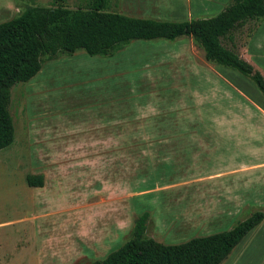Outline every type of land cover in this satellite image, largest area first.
<instances>
[{"label":"rangeland","instance_id":"rangeland-1","mask_svg":"<svg viewBox=\"0 0 264 264\" xmlns=\"http://www.w3.org/2000/svg\"><path fill=\"white\" fill-rule=\"evenodd\" d=\"M229 2L109 0V9L171 21L213 15ZM35 3L51 5L50 0H35ZM65 3L74 7L83 0H65ZM27 6L23 0H0V22ZM260 24V19L246 21L229 38L221 40L222 44L245 60V45ZM131 47L148 45L133 43ZM191 47V65L201 67L217 79L227 78L242 90L240 93L235 89L240 99L224 101L218 97L211 107L218 114H233L227 121L235 129L232 144L245 149V118L238 115L245 114V80L249 78L230 68L214 66L205 61L198 46ZM75 53L83 59L76 57L70 61L69 55H61L44 60L35 74L39 75L10 89L8 110L13 122V142L0 149V264H87L103 258L124 242L135 218L145 210L149 212L146 236L162 243H178L228 229L256 210L264 214V207L250 203L245 193L244 164L237 169L244 172L243 177L232 175L213 182L177 183L163 172L161 163L154 162L148 152L140 149L146 142L144 136H139L137 141L129 135L122 136L113 150L59 149L58 140L69 139L67 131H79L99 118L98 113L94 115V108L89 107L92 96L115 93L121 88L128 91L129 81L135 77L128 68L115 81L88 82L86 78L90 75L111 70L92 68L91 64L96 63L94 57L83 51ZM186 76L184 83H179L185 105L177 108V112L180 117H192L187 121L188 126L201 125L194 115L196 80L193 74ZM167 97L172 100L149 102L159 108L176 103L174 95ZM177 122L171 120L165 125H177ZM57 126L61 136L55 134ZM155 137L147 141L161 142ZM223 150L227 152L221 157L232 156L233 149ZM28 174H41L42 185L28 186L25 181ZM256 240L249 245L243 239L240 248L232 253L236 256L233 264H264V236Z\"/></svg>","mask_w":264,"mask_h":264},{"label":"crops","instance_id":"crops-1","mask_svg":"<svg viewBox=\"0 0 264 264\" xmlns=\"http://www.w3.org/2000/svg\"><path fill=\"white\" fill-rule=\"evenodd\" d=\"M259 19L260 26L245 45V60L264 78V16ZM185 37L187 36L176 38L172 42H167L165 39H136L112 56H92L93 62H96L91 64L92 68L100 70L110 68L111 71L90 75L91 77L86 78L88 82L102 80L100 83L103 84L104 81H115V78H120L128 68L130 75L134 72L135 77L129 81L128 91L121 88L115 93L105 95L101 93L100 97L92 96L88 101L89 107L94 108V115L98 113L99 118L81 127L79 131H67L68 141L58 140V148L63 151L87 152L113 150L116 144H120L122 136L129 135L135 141L139 136H144L146 142L140 149L148 152V157L153 158L154 162L161 163L163 172L168 177H173L170 180L177 183L213 182L232 175L243 177L244 172H239L237 169L244 164L247 198L250 203L264 207V201L262 202V199L264 200V97L252 81L245 80V114L238 115L240 118H245V149L237 148L231 140L235 129L227 122L228 119L233 118V114H218L211 106L218 97L219 100L224 101L235 97L240 99L235 89L240 93L242 90L235 87L227 78L217 79L201 67L191 65L189 57L191 45L196 44L191 38ZM133 43H145L148 47L132 48ZM73 54L68 57L70 61H75L76 57L83 59L82 56ZM212 64L220 67L215 63ZM221 67L224 69L223 66ZM192 74L198 89L193 95V102L197 107L194 115L201 124L196 126L187 125V121L192 117L188 119L185 116L180 117V112H177V108L185 105L180 84L184 83L186 75L191 77ZM170 94L174 95L173 100L176 103L169 107L159 108L151 103L172 100L167 97ZM219 119H225L226 122ZM171 120L178 121L177 125H165ZM159 123L163 125L156 127L155 125ZM56 129L55 134L61 136L62 132L59 131L58 126ZM153 136H157L155 138H159L161 142H148L147 140H152ZM135 144L137 145V142ZM224 148L233 149L231 157L224 156V152H227L223 150ZM221 154L224 155L221 157ZM262 236H264V214L261 221L245 235V244L250 245ZM243 239L220 264H233L236 256L232 253L240 248Z\"/></svg>","mask_w":264,"mask_h":264},{"label":"trees","instance_id":"trees-1","mask_svg":"<svg viewBox=\"0 0 264 264\" xmlns=\"http://www.w3.org/2000/svg\"><path fill=\"white\" fill-rule=\"evenodd\" d=\"M15 16L0 22V149L13 142L8 110L10 89L31 79L44 60L83 51L89 56H112L132 40H174L187 36L203 51L206 61L248 77L264 97V78L232 48L222 44L248 20L264 16V0H230L216 14L185 20L130 16L109 9V0H83L74 7L65 0L44 6L35 0ZM26 184L42 185V175L28 174ZM263 217L253 211L230 228L162 243L146 236L148 211L135 218L128 238L103 258L87 264H220Z\"/></svg>","mask_w":264,"mask_h":264}]
</instances>
